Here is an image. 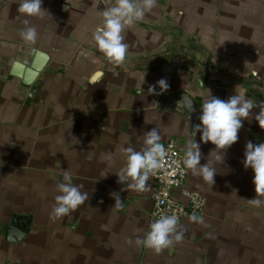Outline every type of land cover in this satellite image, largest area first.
<instances>
[{"label":"crops","instance_id":"obj_1","mask_svg":"<svg viewBox=\"0 0 264 264\" xmlns=\"http://www.w3.org/2000/svg\"><path fill=\"white\" fill-rule=\"evenodd\" d=\"M18 7L0 0V264H264V206L248 203L256 197L254 173L243 165L246 143L264 142L254 119L259 107L220 163L209 156L215 145L191 134L192 118L180 105L188 93L202 114L208 90L222 100L243 90L264 103V0H157L125 31L128 56L118 67L92 39L104 3L43 0L48 14L27 17L35 44L19 36L26 17ZM39 52L47 63L26 83ZM162 78L168 91L148 94ZM153 128L163 145L177 141L184 153L189 140L199 143L201 165L210 161L217 173L211 186L189 170L185 188L205 196V223L179 222L183 241L159 254L134 243L156 220L153 176L148 191L136 193L121 191L115 174L125 163L121 148L141 150ZM65 170L90 198L52 221ZM10 226L21 237L9 239Z\"/></svg>","mask_w":264,"mask_h":264},{"label":"clouds","instance_id":"obj_2","mask_svg":"<svg viewBox=\"0 0 264 264\" xmlns=\"http://www.w3.org/2000/svg\"><path fill=\"white\" fill-rule=\"evenodd\" d=\"M101 2L105 4V8L101 11V24L94 30L92 39L97 51L103 54L110 64L117 67L122 66L126 62L129 49V45L124 42L125 31L138 22L144 21L146 14L157 6V0H114V2L98 0V4ZM17 3L19 4L18 13L26 17L22 21L24 27L19 30V36L25 43L35 44L38 32L27 17H42L47 13L42 7L43 0H17ZM99 75V73L94 75L89 82L98 83ZM157 85L160 89L159 92L156 91ZM157 85H150L148 94L161 95L170 87L165 78L158 80ZM257 106L260 110L254 119L264 130V103L258 105L257 102L247 98L243 90L236 92L227 100L212 96L208 90L201 105L200 124L195 126L191 134L195 136L196 133H201V142H211L215 145V149L210 152L209 156L214 153L216 160L222 163L223 152L238 141V133L243 127V121H251L253 118L252 109ZM191 110L192 107H189V111ZM161 140L159 130L153 128L144 133V147L141 150L137 151L131 146L121 148L125 163L115 173L118 177L117 183L124 185L121 191L136 193L148 191V180L162 167L167 155ZM244 157V168L250 167L254 173L252 183L256 193L255 198L247 201L253 207L264 206V142L253 144L248 141ZM201 158L200 144L189 140L185 147L183 164L193 175L202 177L206 183L212 186L217 173L210 166V161L201 165ZM106 159L111 161L112 154L109 153ZM106 175L104 174L103 177ZM56 187L60 194L55 196V204L49 216L52 221L71 215L90 198L87 192L81 191L83 185L73 184L72 173L67 170L63 173V182L58 183ZM111 195L115 199L114 207H120L122 201L119 194L112 193ZM190 220L199 224L205 223L202 216L192 215ZM183 239L184 232L179 225V217L175 214L162 213L150 224V230L142 238L138 236L134 243L138 247L143 246L159 254L165 249L181 243ZM126 242L133 243L131 238Z\"/></svg>","mask_w":264,"mask_h":264},{"label":"built area","instance_id":"obj_3","mask_svg":"<svg viewBox=\"0 0 264 264\" xmlns=\"http://www.w3.org/2000/svg\"><path fill=\"white\" fill-rule=\"evenodd\" d=\"M167 155L162 167L153 175L155 192L152 216L158 219L163 214H175L179 222L192 215L201 216L206 207V198L200 192L185 188L189 170L184 166L185 153L177 141L163 145ZM187 199V203L181 200Z\"/></svg>","mask_w":264,"mask_h":264},{"label":"water","instance_id":"obj_4","mask_svg":"<svg viewBox=\"0 0 264 264\" xmlns=\"http://www.w3.org/2000/svg\"><path fill=\"white\" fill-rule=\"evenodd\" d=\"M47 60L48 56L45 53H37L33 63H31L30 67L26 71V83H31L39 75V73L44 69ZM180 97L183 99L180 104L181 106H183L187 111H189V107H192V110L189 111V113L192 118V130L194 131L195 126L200 122L199 116L201 113L199 107L188 93H181ZM15 236L21 237V232L18 229H15L14 226L8 227L7 237L13 240Z\"/></svg>","mask_w":264,"mask_h":264}]
</instances>
